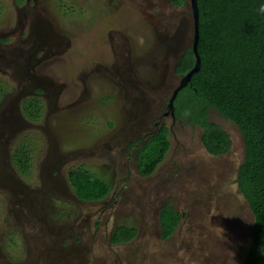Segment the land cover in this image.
<instances>
[{"label": "rangeland", "instance_id": "1", "mask_svg": "<svg viewBox=\"0 0 264 264\" xmlns=\"http://www.w3.org/2000/svg\"><path fill=\"white\" fill-rule=\"evenodd\" d=\"M170 1L0 0V264H240L251 216L234 183L238 129L208 110L231 143L213 157L198 127L164 117L192 41L188 0ZM156 124L169 149L142 177L136 151ZM27 145L26 172L5 166ZM75 171L105 180L107 195L77 200ZM164 204L184 217L161 240ZM117 225L137 235L112 245Z\"/></svg>", "mask_w": 264, "mask_h": 264}, {"label": "trees", "instance_id": "2", "mask_svg": "<svg viewBox=\"0 0 264 264\" xmlns=\"http://www.w3.org/2000/svg\"><path fill=\"white\" fill-rule=\"evenodd\" d=\"M195 2L199 69L177 92L173 100L174 119H183L185 124L198 127L201 145L213 157L225 155L231 143L225 131L208 121V110H214L238 129L243 157L234 183L251 216L249 241L240 264H264V14L257 12L264 0ZM185 3V0L170 1L176 7H183ZM188 22L192 38L190 17ZM193 64L191 46L186 47L173 65V75L182 77ZM168 149V129L161 124L136 151L138 174L150 176ZM30 154L29 145L20 146L10 153V162L14 167L21 164L26 172ZM67 179L79 201L96 202L109 191L105 180L86 171L69 172ZM183 217L170 204L161 206L158 212L160 239L171 237ZM136 233L133 226H114L109 243H128Z\"/></svg>", "mask_w": 264, "mask_h": 264}, {"label": "water", "instance_id": "3", "mask_svg": "<svg viewBox=\"0 0 264 264\" xmlns=\"http://www.w3.org/2000/svg\"><path fill=\"white\" fill-rule=\"evenodd\" d=\"M188 7H189L190 12H191V27H192L191 51H192L193 58H194V64H193V67L191 68V70L180 78L177 86L172 89L170 96L167 100L166 113L164 115L169 114V116L173 120H174L173 100H174L177 92L187 84V82L190 79V76L199 69V59H198V55H197V51H196L197 42H198V25H197L198 13H197V6H196L195 0H188Z\"/></svg>", "mask_w": 264, "mask_h": 264}, {"label": "flooded vegetation", "instance_id": "4", "mask_svg": "<svg viewBox=\"0 0 264 264\" xmlns=\"http://www.w3.org/2000/svg\"><path fill=\"white\" fill-rule=\"evenodd\" d=\"M166 104H167V103H166ZM164 114H165V113H164ZM168 115H169V114H168ZM166 116H167V115H164V117H166ZM170 118H171V117H170ZM171 120H173V119L171 118ZM174 120H175V119H174ZM154 126H156V129H157L160 125H159V124H158V125L156 124V125H154ZM156 129H155V130H156ZM155 130H154V131H155ZM154 131H153V132H154ZM151 133H152V132H151ZM8 158L10 159V157H8ZM9 162H10V160H7V163L5 164V166H9V165H10ZM10 175H11V173H10ZM10 180H11V179H9V180H7V181H10ZM1 182H2V181H1ZM5 182H6V181H4L3 183H5ZM3 187H4V186H3ZM136 235H137V233H136ZM134 238H135V237H134ZM134 238H133V239H134ZM133 239H132V240H133ZM132 240H131V241H132ZM128 243H129V242H128ZM125 244H127V243H124V244H118V245H125Z\"/></svg>", "mask_w": 264, "mask_h": 264}, {"label": "clouds", "instance_id": "5", "mask_svg": "<svg viewBox=\"0 0 264 264\" xmlns=\"http://www.w3.org/2000/svg\"><path fill=\"white\" fill-rule=\"evenodd\" d=\"M257 12L260 14H264V3H261L258 7H257Z\"/></svg>", "mask_w": 264, "mask_h": 264}]
</instances>
